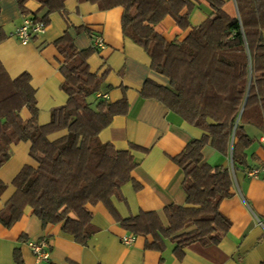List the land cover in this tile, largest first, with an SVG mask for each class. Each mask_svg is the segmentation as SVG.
Returning <instances> with one entry per match:
<instances>
[{"label": "trees", "instance_id": "16d2710c", "mask_svg": "<svg viewBox=\"0 0 264 264\" xmlns=\"http://www.w3.org/2000/svg\"><path fill=\"white\" fill-rule=\"evenodd\" d=\"M27 1L19 0L24 15L31 14L25 7ZM37 1L48 12L32 16L49 24V15L61 11L66 0ZM80 1L101 9L124 8V35L147 51L152 69L170 79L168 86L147 80L142 97L159 99L204 130L201 138L189 142L173 158L184 173L187 202L165 207L168 225L156 211L127 218L118 212L113 197L124 200L122 186L133 180L138 163L131 149L118 150L99 135L116 115L128 113L129 102L125 95L115 102L95 98L108 71L103 75L92 72L89 57L98 49L79 50L65 32L55 44L64 58L61 87L69 97L66 104L53 109L47 124L38 121L30 75L12 78L0 61V168L10 158L11 145L21 141L31 143L30 155L37 163L24 165L14 178L16 190L0 211V223L12 227L31 206L44 226L62 223V231L87 245L96 232L89 205L103 202L122 227L136 236H153L146 244L149 249L163 251L165 240H170L182 258L193 244L218 245L231 228L220 205L232 196L234 170L247 165L246 149L253 141L244 126L253 124L264 130V0H234L235 16L225 12V0H207L212 13L198 26L190 22L195 0ZM168 16L182 30L190 29L184 39L168 40L156 29ZM24 108L29 109L30 118H23ZM62 130L64 135L50 138ZM207 145L231 154L233 166L205 163ZM6 188L0 179V195ZM15 259L25 264L19 250Z\"/></svg>", "mask_w": 264, "mask_h": 264}, {"label": "crops", "instance_id": "0c3cea01", "mask_svg": "<svg viewBox=\"0 0 264 264\" xmlns=\"http://www.w3.org/2000/svg\"><path fill=\"white\" fill-rule=\"evenodd\" d=\"M195 1L196 7L190 16L192 26L200 25L212 13L207 0ZM61 5V11L49 15L47 30L24 44L15 35L26 16L19 0H0V61L12 78L22 73L30 75L31 85L36 90L38 121L47 124L53 109L66 104L69 97L61 87L64 77L60 65L64 58L55 41L68 32L77 48L84 51L93 47V37L100 34L105 47L89 57L91 71L99 75L108 71L100 93L107 94L110 102L125 95L129 110L116 115L99 137L118 150L131 149L138 163L132 171L133 180L122 186L124 200L113 197L112 202L125 218L156 211L168 225L165 207L187 202L184 173L173 158L205 132L159 99L142 97L147 80L168 86L170 79L152 69L147 51L124 35L123 7L101 9L98 4L80 0H66ZM25 7L31 16L35 12L39 16L48 12L47 8L41 9L37 0H28ZM224 9L231 16L237 14L234 0H225ZM156 29L168 40H182L190 32V29L179 28L170 16ZM21 114L25 119L31 116L28 108ZM244 127L253 141L246 149L247 165L234 170L232 196L220 205L219 211L231 221V228L218 245L193 244L180 258L175 252L176 244L170 240H165L163 251L147 248V242L153 241L151 235L136 236L133 243L126 244L123 237L133 233L121 226L103 202L89 205L96 232L87 245H82L73 235L62 231V223L44 226L32 207L27 206L22 218L12 227L0 223V264H18L16 250L20 251L25 264H264V174L248 175L249 169L264 164V147L259 141L264 130L253 124ZM65 133V130L58 131L50 138L54 140ZM132 145L136 148L132 149ZM30 149L29 141L10 147V158L0 168V179L7 184L0 195V211L14 194L13 180L22 167L26 164L37 166ZM203 154L205 163L233 166L231 154H223L211 145L203 149ZM39 239L49 243L48 260H39L28 246L30 240Z\"/></svg>", "mask_w": 264, "mask_h": 264}, {"label": "built area", "instance_id": "2783aa9c", "mask_svg": "<svg viewBox=\"0 0 264 264\" xmlns=\"http://www.w3.org/2000/svg\"><path fill=\"white\" fill-rule=\"evenodd\" d=\"M48 28V23L43 19H35L31 15H26L22 24L17 28L15 35L18 40L24 44L30 43L34 37L44 33ZM93 47L101 49L105 47V42L100 34L93 37ZM96 97H102L108 99L107 94L98 93ZM260 143L264 147V132L259 139ZM264 174V164L258 165L248 170V175L251 177H259ZM136 235L123 237V241L126 244H131L135 241ZM28 246L34 252L39 260H48L50 255L49 243L46 239L30 240Z\"/></svg>", "mask_w": 264, "mask_h": 264}]
</instances>
